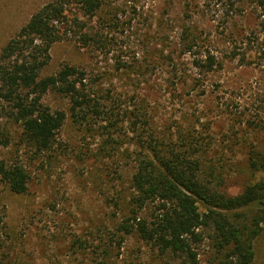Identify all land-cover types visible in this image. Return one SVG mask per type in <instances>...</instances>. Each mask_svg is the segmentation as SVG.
Listing matches in <instances>:
<instances>
[{
  "label": "rangeland",
  "instance_id": "1",
  "mask_svg": "<svg viewBox=\"0 0 264 264\" xmlns=\"http://www.w3.org/2000/svg\"><path fill=\"white\" fill-rule=\"evenodd\" d=\"M51 0H0V51ZM264 0H112L116 26L96 28L103 44L83 49L61 42L42 76L65 64L86 71L92 92L119 113L77 118L68 98H44L67 118L51 148L39 152L20 124L5 120L9 145L0 160L29 175L24 195L0 187L7 264H182L119 225L130 215L134 190L133 122L147 119L167 137L187 135L211 147L205 172L215 171L231 195L259 180L246 163L249 147L264 150ZM95 23V22H94ZM198 45L183 49L186 35ZM210 53L212 72L195 66ZM84 115V113H81ZM117 121H116V120ZM143 128V125L141 124ZM261 145V146H260ZM138 152V151H137ZM150 214L144 211L142 215ZM194 246L197 264H220L213 233ZM253 264H264V234ZM189 264V263H188Z\"/></svg>",
  "mask_w": 264,
  "mask_h": 264
},
{
  "label": "trees",
  "instance_id": "2",
  "mask_svg": "<svg viewBox=\"0 0 264 264\" xmlns=\"http://www.w3.org/2000/svg\"><path fill=\"white\" fill-rule=\"evenodd\" d=\"M111 4L112 0H51L1 49L0 147L9 145L3 123L9 120L22 126L37 151L51 148L67 118L65 112L53 111L44 104L51 92L68 98L77 118L107 112L109 120L117 117L116 108L110 105L107 110L92 92L84 69L65 64L56 74L42 76L57 43L74 42L83 49L103 44L96 25L116 26L118 15ZM260 8L264 9V1ZM197 41L193 34H187L183 49L193 51ZM201 57L195 66L212 72L218 64L216 55ZM135 119L138 152L133 153L134 196L130 215L119 225L124 234L121 238L135 235L162 253L183 258L182 264H197L194 246L204 241L200 230L209 228L215 248L223 255L220 264H253L255 241L264 234V150L249 147L246 163L260 178L241 193L231 195L221 188L223 181L215 171L205 172L209 145L194 136H161L147 119L140 123L138 117ZM28 182L23 166L0 160V187L24 195ZM148 209L151 213L142 215ZM4 228L5 215L0 209V264L10 263L11 258L2 235Z\"/></svg>",
  "mask_w": 264,
  "mask_h": 264
}]
</instances>
